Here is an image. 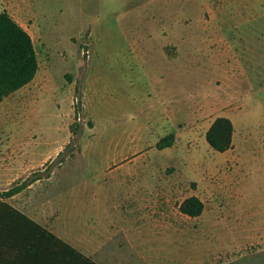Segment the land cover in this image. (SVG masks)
<instances>
[{"label": "rangeland", "instance_id": "obj_1", "mask_svg": "<svg viewBox=\"0 0 264 264\" xmlns=\"http://www.w3.org/2000/svg\"><path fill=\"white\" fill-rule=\"evenodd\" d=\"M2 9L38 60L34 78L0 100L3 171L37 151L47 166L111 167L99 179L126 182L120 191L156 213V236L142 238L153 260L264 264V0H0ZM218 116L234 126L224 151L206 140ZM169 133L172 145L157 148ZM189 195L203 201L199 215L180 211Z\"/></svg>", "mask_w": 264, "mask_h": 264}, {"label": "crops", "instance_id": "obj_2", "mask_svg": "<svg viewBox=\"0 0 264 264\" xmlns=\"http://www.w3.org/2000/svg\"><path fill=\"white\" fill-rule=\"evenodd\" d=\"M59 153L61 150L51 156ZM77 153L84 155L83 151ZM31 154L27 155L34 159L29 163L23 160V164L8 167L6 171L0 167L2 189L30 178L20 191L6 197L7 201L97 264H142L143 258L146 264H173L153 260L149 252L155 249L153 253H158L157 248L143 247L142 238L150 243L157 234V223L151 224L156 220V213L147 211L148 205L142 212L141 198L135 200V192L120 191L126 182L99 179V175H105L111 167L71 165L69 162L47 166L40 160L46 153ZM44 171L41 176L31 175ZM110 189L119 192L110 196ZM127 197H130L128 204L124 203ZM36 235L44 237L45 234ZM32 247L36 250L29 251ZM58 247L53 240L45 238L32 241L28 254H36L40 261H22L21 264H59L55 255L47 257L43 253L45 250L54 252Z\"/></svg>", "mask_w": 264, "mask_h": 264}, {"label": "trees", "instance_id": "obj_3", "mask_svg": "<svg viewBox=\"0 0 264 264\" xmlns=\"http://www.w3.org/2000/svg\"><path fill=\"white\" fill-rule=\"evenodd\" d=\"M37 70L38 60L31 35L6 9L0 10V100L30 82ZM79 97L77 111L80 110ZM233 131L232 120L218 116L206 131V140L215 150L224 151L231 145ZM174 137L173 133L160 137L156 147L172 145ZM29 180L0 190V264L40 261L36 254H28V247L32 241L43 238L53 240L59 246L54 252L43 251L47 257L55 255L59 264H97L5 199L20 191ZM203 207L204 203L197 195H189L179 204L180 211L188 216L199 215ZM38 233L45 235L38 236ZM34 250L36 248L32 247L29 251Z\"/></svg>", "mask_w": 264, "mask_h": 264}]
</instances>
